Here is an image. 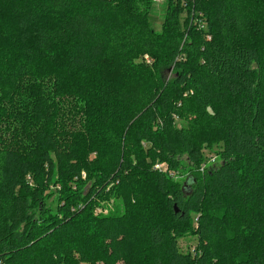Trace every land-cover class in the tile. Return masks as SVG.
<instances>
[{"label": "trees", "instance_id": "trees-1", "mask_svg": "<svg viewBox=\"0 0 264 264\" xmlns=\"http://www.w3.org/2000/svg\"><path fill=\"white\" fill-rule=\"evenodd\" d=\"M156 5L0 0V264H264V0Z\"/></svg>", "mask_w": 264, "mask_h": 264}, {"label": "rangeland", "instance_id": "rangeland-1", "mask_svg": "<svg viewBox=\"0 0 264 264\" xmlns=\"http://www.w3.org/2000/svg\"><path fill=\"white\" fill-rule=\"evenodd\" d=\"M156 8L157 9H156L155 13L151 17V23H152L153 27L157 31H160L161 27H162V23H163V17H164L163 4H157ZM214 151L216 152L215 149L214 150H210V151L208 149L205 150L206 156L210 160V162L208 160L205 163V166L208 167V166L212 165L214 163L213 162L214 160L218 163V158L214 154ZM155 169L156 170H163L165 172L168 171V168L163 163L162 164H157L155 166ZM170 175L172 177H174L173 173H170ZM184 175L186 176V174H184ZM184 175L179 176L178 178L182 181ZM54 208H56V207H54ZM196 226H197V224H196ZM178 245H179V248H180L181 252H183V253L191 252L193 255H195V253H196L195 249H196V247L198 245V238H197L196 235H192V234H189V233L188 234H184V235H182L181 237L178 238Z\"/></svg>", "mask_w": 264, "mask_h": 264}, {"label": "built area", "instance_id": "built-area-1", "mask_svg": "<svg viewBox=\"0 0 264 264\" xmlns=\"http://www.w3.org/2000/svg\"><path fill=\"white\" fill-rule=\"evenodd\" d=\"M155 3H157V4H163V3H165L167 0H153ZM174 2H176V3H180V4H182L183 6H186L187 5V2H189L190 0H173ZM201 16V15H200ZM197 24H198V28L200 29V30H205L206 28H205V23L201 20V19H199V18H197V20L195 21ZM214 163H215V160L213 161Z\"/></svg>", "mask_w": 264, "mask_h": 264}, {"label": "water", "instance_id": "water-1", "mask_svg": "<svg viewBox=\"0 0 264 264\" xmlns=\"http://www.w3.org/2000/svg\"><path fill=\"white\" fill-rule=\"evenodd\" d=\"M176 213H178V209H176Z\"/></svg>", "mask_w": 264, "mask_h": 264}]
</instances>
